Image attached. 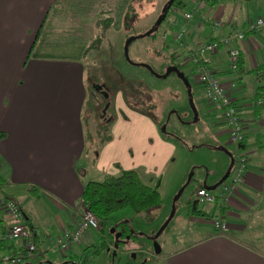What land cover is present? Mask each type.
I'll return each mask as SVG.
<instances>
[{"label":"crops","instance_id":"1","mask_svg":"<svg viewBox=\"0 0 264 264\" xmlns=\"http://www.w3.org/2000/svg\"><path fill=\"white\" fill-rule=\"evenodd\" d=\"M128 1L0 0V195L7 194L19 202L38 244H47L70 222V208L82 197L83 183L91 179L85 174L86 163L96 158L97 168L107 170L100 163L104 161L105 144L99 143V153L94 156L84 135V124H89L86 95L95 94L93 88L86 89L84 57L95 37L94 22L100 8H110L113 20L121 23ZM190 4H199L200 16L198 12L192 14L184 44L177 46L173 40L172 50L183 51L184 58L192 62L191 70V44L217 38L233 27L244 26L248 18L264 14V0H217L213 4L191 0ZM182 14L170 31L172 39L183 21ZM201 14L219 20L220 25L211 26ZM236 45L234 69L228 66L224 46L202 53L201 58L236 103L243 129L239 145L247 155L243 178L226 200L216 198L201 204L195 195L190 198L180 223L185 231L163 240L160 250L139 264H264V28L245 31ZM195 81L199 85L200 114L212 137L201 143L219 155L213 167L206 164L210 173L203 175L200 186H204L223 174L235 145L228 140L224 120L209 109L196 77ZM100 86L99 91L106 96L107 91ZM105 115L107 112L99 113L101 124L106 123ZM169 156L166 149L151 157L155 167L148 173L152 179L161 177L160 195L165 183L162 166ZM123 166L120 170L135 168ZM168 182L175 191L182 181L173 174ZM194 207L200 213L193 212ZM215 214L227 222L222 234L211 225ZM2 223L5 218L0 206ZM84 238L82 243L91 242Z\"/></svg>","mask_w":264,"mask_h":264},{"label":"rangeland","instance_id":"2","mask_svg":"<svg viewBox=\"0 0 264 264\" xmlns=\"http://www.w3.org/2000/svg\"><path fill=\"white\" fill-rule=\"evenodd\" d=\"M185 1L186 4L173 10L169 18H180L181 12L190 11L195 6L190 4L191 0ZM165 2L142 0L135 4L136 13H130L126 26L119 23L118 19H112L111 24L97 28V43L93 41L84 57L86 89L90 90L94 83H100L107 91L106 96L101 91H94L97 111L90 106L93 96L86 95L85 108L89 114L84 112L89 124H84V135L91 142L88 147L93 149L94 156L99 153V143L105 144L104 161L100 163L111 169H98L94 158L91 164L86 163V176L101 179L106 172L117 174L121 165H133L144 182L153 183L148 173L155 167L151 162L152 153L156 156L167 149L170 156L162 166L165 183L161 190V204L136 211L124 207L113 212L106 219L102 232L106 226L109 228L112 225L116 217L137 229L135 235L124 236L116 242L117 249L113 252H107L104 246L100 252L93 254L102 236L91 230L89 244L81 242L86 236L63 250H45L46 243L42 242L34 255L25 260L27 263L125 264L131 261L139 264L155 253L154 242L161 247L163 240L185 231L180 223L185 217L187 202L203 181V175L210 173L206 164L213 167L219 158L212 149L203 147L201 143L212 137L207 131L205 117L200 114L199 85L196 84L194 70H191L192 62L184 58L181 49H175V61L189 77L188 85L193 94L190 96V91H185V83L175 73L155 76L143 65L129 63L123 54L126 37L151 29ZM45 4L46 1L43 2ZM169 23L164 20L159 26V31H164L154 38L143 35L130 40L127 44L128 59L131 62L146 63L158 73L172 64L169 53L173 39ZM103 111L107 112L104 116L106 123L101 124L99 112ZM173 174L182 181L175 191H172L168 182ZM180 187L182 190L178 192ZM167 218V223L161 228ZM2 251L0 249V253Z\"/></svg>","mask_w":264,"mask_h":264},{"label":"built area","instance_id":"3","mask_svg":"<svg viewBox=\"0 0 264 264\" xmlns=\"http://www.w3.org/2000/svg\"><path fill=\"white\" fill-rule=\"evenodd\" d=\"M195 12H198L200 16L199 4L195 5L190 11L183 12V21L173 32V40L177 46L184 44L188 21ZM201 16L213 27L221 23L217 19L208 18L205 14H201ZM262 28H264V14L248 18L244 26L233 27L231 31L217 38L191 44L189 53L194 63L196 80L201 85V92L207 100L209 109L216 111L226 123L228 140L235 145L232 152L233 161L229 167L228 175L219 183L216 192L212 189L198 186L194 193L198 203H211L216 198L226 200L227 195L242 180L247 165L246 152L239 145L243 138V129L236 103L223 89L215 71L201 58V54L213 51L219 46H224L226 47L228 66L234 69L238 60L236 42L243 38L245 31H257ZM0 206L5 218L0 234L5 240L12 242L15 247L14 250H3L0 253V262L3 264H18L35 253L34 231L32 226L25 220L22 208L16 199L7 194H1ZM70 210V222L61 228L55 237L48 239L47 249L57 248L63 250L71 243L80 241L83 236L89 238L91 230L99 232L106 250L115 251L117 249V245L108 236V226L102 232L98 217L82 197L71 206ZM211 225L218 234H222L227 229V222L220 214H215L211 217Z\"/></svg>","mask_w":264,"mask_h":264},{"label":"trees","instance_id":"4","mask_svg":"<svg viewBox=\"0 0 264 264\" xmlns=\"http://www.w3.org/2000/svg\"><path fill=\"white\" fill-rule=\"evenodd\" d=\"M136 1L138 0H129L126 3V6L122 14L123 16L121 18V24L123 26H126L128 24L130 13L132 14L136 13V8L134 5ZM139 1H142V0H139ZM197 1H201V0H197ZM202 1L208 4H213L217 0H202ZM166 4H167V0L165 4L161 7V13H159L158 15L160 16V18L158 21L156 20L154 21V26L151 29H147L145 31L132 34L133 39L136 37L143 36V35H147V36H150L151 38H154L161 31H164V29L159 31V26L164 20H167V23L170 21L169 25L171 29H173L177 21V18L173 17L170 19L169 18L170 13L173 10L177 9L178 7L184 6L186 4V1L185 0H172L169 3V5L165 7ZM112 19L113 18H112L110 8L102 6L100 8V16L94 22V27L102 28L108 24H111ZM95 30L97 31V29ZM96 31H94L95 32L94 36H96ZM97 39L98 38L94 37L93 40L87 46L88 47L92 46L93 41L96 42ZM174 52L175 50H171L169 53L170 63L176 64L178 69L181 70V68L179 67V63L175 61ZM125 59L129 63L142 65L140 62H131L128 58H125ZM147 69L151 74H154L155 76H159V77L166 76L169 73L173 72L172 70H170L165 75H162V73H157L154 70H152V68H147ZM187 84H189V81ZM92 88L94 91L96 90L99 91V89L94 88V86ZM97 104H98L97 100L92 99L90 106L94 111L95 110L97 111L98 109ZM84 107L86 106L84 105ZM152 182L153 183L144 182L140 178L135 168H123L117 174L106 173L101 179H93V178L87 179L83 183L81 196L84 199V201L87 202L89 208L98 217L101 227L104 228V225H106L105 223L106 219L113 212H116L121 208L127 207L133 211H136V210H143V209H147L152 206L159 205L161 203V195L158 189L159 177L157 176L156 178H153ZM200 185H203V184L200 183L199 186ZM190 208H191V205H190ZM192 211L195 213H200V210L196 209L195 207L192 209ZM116 222L126 225L125 228L121 229L122 236H125L126 234H128L127 237H131L136 234L137 230L134 229L126 221H121L119 218H116L112 222V225L116 224ZM3 225L4 223L0 224V233L2 231ZM107 232L109 233L110 236L113 237V240L115 242H118L119 240L118 238H115L112 235V233H110L109 231ZM35 244H36L35 250L37 251L39 249V244L36 240H35ZM103 247H104V243H103V239L101 238L99 245L97 246V248L93 250V254L100 252V250ZM0 249H3V250L13 249L14 250L15 247L13 246L12 242L5 240L0 234ZM27 258H25L23 261H21L18 264H29L25 261L27 260ZM125 264H133V263L131 261H126Z\"/></svg>","mask_w":264,"mask_h":264},{"label":"water","instance_id":"5","mask_svg":"<svg viewBox=\"0 0 264 264\" xmlns=\"http://www.w3.org/2000/svg\"><path fill=\"white\" fill-rule=\"evenodd\" d=\"M172 0H167V4L165 7H167L169 5V3L171 2ZM160 18V16H158V18L156 19V21H158ZM133 39V35H129L128 37H126V39L124 40V44H123V54L125 56V58H128L127 57V44L130 42V40ZM144 67L146 68H150V66L146 63H141ZM170 70H172L178 77L182 78L183 81L187 84L188 83V79L187 77L185 76L184 72L180 69H178L177 65L176 64H169V66L164 70V72H162V75H165L167 72H169ZM230 155H231V160H230V164L229 166L225 169V171L223 172V174L213 183L211 184H206L204 185L205 188H208V189H213L215 188L220 182H222L226 176L228 175V172H229V167L233 161V155L232 153L230 152ZM182 190V188H178V192H180ZM173 211H171L170 215L172 214ZM169 218H167L163 224L161 225V228L167 223ZM109 232L113 233V236L115 238H118L119 235L121 234V231L120 230H115V226L114 225H111L109 226ZM128 234L125 235V237H127ZM160 250V247L159 245L154 242V251L155 252H158ZM133 254V252L131 253Z\"/></svg>","mask_w":264,"mask_h":264},{"label":"flooded vegetation","instance_id":"6","mask_svg":"<svg viewBox=\"0 0 264 264\" xmlns=\"http://www.w3.org/2000/svg\"><path fill=\"white\" fill-rule=\"evenodd\" d=\"M94 84H95L94 88H98V89L101 88V86L98 83H94ZM114 226H115V230H120L121 231V229L125 228L126 225L116 222V224H114ZM108 231H109V228H108ZM112 235H113V233H112ZM108 236L110 237V240L116 244V242L113 240V237L110 236L109 233H108ZM123 237L124 236H122V234H120L119 237H118V239H119L118 241L123 239ZM107 251H109V250H107Z\"/></svg>","mask_w":264,"mask_h":264}]
</instances>
